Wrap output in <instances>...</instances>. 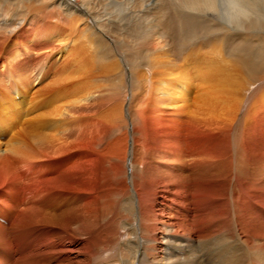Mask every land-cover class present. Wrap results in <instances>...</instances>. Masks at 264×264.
Listing matches in <instances>:
<instances>
[{
    "label": "bare ground",
    "instance_id": "6f19581e",
    "mask_svg": "<svg viewBox=\"0 0 264 264\" xmlns=\"http://www.w3.org/2000/svg\"><path fill=\"white\" fill-rule=\"evenodd\" d=\"M263 34L264 0H0V264H264Z\"/></svg>",
    "mask_w": 264,
    "mask_h": 264
},
{
    "label": "rangeland",
    "instance_id": "374dc122",
    "mask_svg": "<svg viewBox=\"0 0 264 264\" xmlns=\"http://www.w3.org/2000/svg\"><path fill=\"white\" fill-rule=\"evenodd\" d=\"M250 35H251V34H249L248 38H249V37H252V36H250ZM263 35H264V34H263ZM253 37H255V36H253ZM110 262H111V261H110ZM112 262H113V261H112Z\"/></svg>",
    "mask_w": 264,
    "mask_h": 264
}]
</instances>
